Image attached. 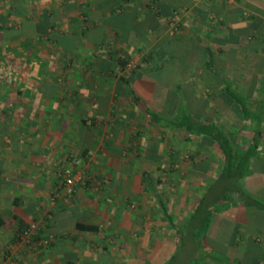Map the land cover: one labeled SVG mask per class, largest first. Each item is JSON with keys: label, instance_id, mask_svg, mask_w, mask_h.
<instances>
[{"label": "crops", "instance_id": "crops-1", "mask_svg": "<svg viewBox=\"0 0 264 264\" xmlns=\"http://www.w3.org/2000/svg\"><path fill=\"white\" fill-rule=\"evenodd\" d=\"M19 1L26 38L3 48L24 51L0 61V264H176L181 251L264 264V0ZM165 40L185 50L159 52ZM183 114L219 126L243 159L249 198L226 180L204 233L190 215L222 190L224 159L170 127ZM68 171L84 178L70 197ZM31 222L36 243L18 237Z\"/></svg>", "mask_w": 264, "mask_h": 264}, {"label": "trees", "instance_id": "trees-1", "mask_svg": "<svg viewBox=\"0 0 264 264\" xmlns=\"http://www.w3.org/2000/svg\"><path fill=\"white\" fill-rule=\"evenodd\" d=\"M224 93L226 94L228 93L229 95H231L232 98H235L236 102H238L239 105H241L244 114H246V110L244 108V100H242L239 95L234 94L230 89L225 90ZM145 113L150 114L154 120H157L159 118V116L156 115V113H150L149 111L147 112L145 111ZM170 124H171L170 127L172 129L183 130L187 135L190 136L195 135L199 137L198 140L202 145H206L210 147L212 144H216L224 159L221 171L219 172V175L217 176L216 179L219 181L222 180V184H221L223 186L222 190L218 192V194L214 197H212V192H211L212 188L211 190H208L207 193H205L201 198H199V201L196 204L195 209L190 215L191 217L189 223L191 225L197 226L196 228L201 233H204L210 223V217L212 216L211 205H215V203L221 202L225 199V192L227 191L225 189L226 180L231 184L233 183L234 186H237V188L240 187L239 184L243 175L242 174L243 159L236 157V155L233 153V145L230 139L228 138L224 130L221 129L219 126L215 125L214 123L197 122L196 120L191 119L187 114H183L181 115L180 119H178V121H172ZM192 159L193 158L190 157V163H193L195 161ZM212 186L214 185H211V187ZM238 191L245 199L249 198L248 195L245 194L243 190H241V188H238ZM209 194H211V198H209ZM160 204L162 206V209L165 211L164 205L161 202ZM260 208L264 210V205H261ZM196 222L197 224H194ZM27 226L28 225H26L23 229L19 231L18 233L19 238L23 235V232L27 229ZM85 229L88 231L93 230L92 227H85ZM37 233H38V229L34 234L28 236L29 239L26 242L30 240L33 241L34 243L38 242L39 240L35 237ZM39 244L42 245L43 247H47L49 245L48 240H43L39 242ZM2 264H8V263H2Z\"/></svg>", "mask_w": 264, "mask_h": 264}, {"label": "rangeland", "instance_id": "rangeland-1", "mask_svg": "<svg viewBox=\"0 0 264 264\" xmlns=\"http://www.w3.org/2000/svg\"><path fill=\"white\" fill-rule=\"evenodd\" d=\"M21 1L22 2L24 1L25 5H27V3L29 4L30 2H33V1L40 3L43 0H21ZM175 1H178V0H175ZM104 2H105L103 4L104 7L108 8V7H112V6L116 7V6H118V4H121L122 1L120 2V0H105ZM187 2H188V0H186V3ZM165 4H167V7H170V8H175V7H177L179 5L178 3L173 4V0H169L168 2L166 1ZM19 5H20V1L19 0H0V61L1 62H3L2 58H1L2 57V52H3L4 55H11V56L17 55V58H18L19 52L21 50L24 51L23 50V48H24L23 47V43H22V45H20L19 48L15 47L14 49H11V50H7V49H5V47L3 48V43H4L3 40L7 39V37H8V39H9V37H11L10 42L12 41V42H14L16 44H17L18 40H22L21 42H23L25 40V38H26L24 36V34L26 35L25 30H24L25 28L22 27V28L17 29L19 27V24H20V22H18V23L16 22L17 17L20 18V10L21 9L19 8L20 7ZM21 6H22V4H21ZM43 11H46V13H48V12L51 11V7L50 8L46 7V8L41 9V12H43ZM29 13H30V10L25 8L23 15L29 14ZM33 16H34V13H33ZM39 17H41V15H39ZM111 23H113V21H111ZM232 23H234V22H232ZM192 26L196 28V27H198V24L194 23V24H192ZM11 33L14 36H16V38L20 37V39L14 38V36H12ZM32 38H34V37H32ZM167 43L168 42L166 40H165V42H162L161 46L162 47L164 46V47L162 49H160L159 52H164V53H166V55H170V57H171L173 55V53L178 52V51L182 52L183 50H185V41L184 40L182 42H180V43L171 42V46L169 44H167ZM166 47H168V49ZM12 62H14V61H12ZM4 66H7V64L0 65V71L3 70ZM0 75H2V74L0 73ZM158 75L159 74H154L155 77H157ZM169 79L170 78L168 77V75H166L164 77V81H166L167 83L172 81L171 79L170 80ZM9 87L5 86V85L4 86H0V91H4V89L6 90ZM0 97H1V95H0ZM180 146H181V144H180ZM222 238H223V236L221 235L220 239H222ZM181 252H183V251H181ZM181 252L177 253V256L175 257L176 264H180L184 260H186L188 264H191L192 260L189 261L188 260L189 258L185 259L184 258L185 257V253H181ZM180 255H181V257H180Z\"/></svg>", "mask_w": 264, "mask_h": 264}, {"label": "built area", "instance_id": "built-area-1", "mask_svg": "<svg viewBox=\"0 0 264 264\" xmlns=\"http://www.w3.org/2000/svg\"><path fill=\"white\" fill-rule=\"evenodd\" d=\"M137 67V60L136 59H130L125 63L124 71L129 72L132 71ZM84 181V178L81 173H70L65 172L61 175V192L64 196L70 197L75 192V185L77 183L81 184ZM38 229V225L35 222L30 223L27 226V229L23 232V235L20 237L22 241H27L29 238V235L34 234ZM47 242V241H46ZM45 242V243H46Z\"/></svg>", "mask_w": 264, "mask_h": 264}]
</instances>
